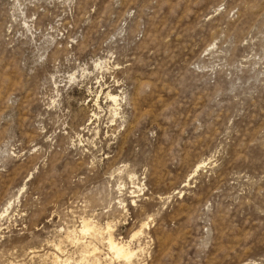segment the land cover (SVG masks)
<instances>
[{
  "label": "rangeland",
  "instance_id": "rangeland-1",
  "mask_svg": "<svg viewBox=\"0 0 264 264\" xmlns=\"http://www.w3.org/2000/svg\"><path fill=\"white\" fill-rule=\"evenodd\" d=\"M61 263L264 264V0H0V264Z\"/></svg>",
  "mask_w": 264,
  "mask_h": 264
},
{
  "label": "bare ground",
  "instance_id": "bare-ground-1",
  "mask_svg": "<svg viewBox=\"0 0 264 264\" xmlns=\"http://www.w3.org/2000/svg\"><path fill=\"white\" fill-rule=\"evenodd\" d=\"M107 96L110 98L109 100H111L113 103L116 102L114 96L109 95V93H108ZM95 227L96 226H92L90 223H88L86 221H83L81 229H79V230H80V233L82 235H85V234H89L90 235L91 234V237H92V234H94V232H95ZM106 236H107V241H106L107 249L113 255V257L116 260H118V261H122L124 263H131L132 258L135 256L134 255L135 253L130 248H128V245L127 244H123L122 242L115 241V239L112 237V235L110 233L108 235H106ZM131 239H133V238H131ZM90 251H91V249H90ZM96 251L97 250L95 248H92L91 254L93 253L95 255ZM55 259H56V257H55ZM57 259H58V257H57ZM57 259H56V261H57Z\"/></svg>",
  "mask_w": 264,
  "mask_h": 264
}]
</instances>
